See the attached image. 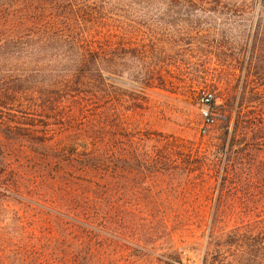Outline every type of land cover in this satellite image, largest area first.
<instances>
[{
	"label": "rangeland",
	"instance_id": "obj_1",
	"mask_svg": "<svg viewBox=\"0 0 264 264\" xmlns=\"http://www.w3.org/2000/svg\"><path fill=\"white\" fill-rule=\"evenodd\" d=\"M261 1L46 0L44 9L35 0H13L7 15L5 0H0V97H8L0 98L6 108L0 111L11 112L9 119L23 117L42 131L51 130L52 147L66 146L46 157L35 151L33 141L39 136L19 130L6 136L0 130L3 171H72L79 176L83 142L106 139L113 146L115 168L125 158L130 165L127 171H113L117 213L112 232L130 248L124 252L111 247L113 257H104L102 264H204L206 247L213 246L207 229L212 217L223 220L225 239L252 237L246 249L253 254L254 241L264 232V187L259 180L264 171V45L254 42ZM24 3L48 15L55 35L51 48L31 51L32 57H22L14 43L22 18L30 14ZM74 37L90 42L94 51L109 46L114 62L112 73H103L108 78L103 84L95 72L85 78L75 70L80 52ZM210 94L215 122L203 134L201 99ZM38 97L49 104V118L33 110ZM122 126L127 137L120 132ZM71 144L76 146L72 153ZM197 158L202 168L192 171ZM152 159L158 163H149ZM143 160L145 170L139 171ZM164 160L172 168L159 170ZM222 171L239 172L219 201ZM243 171H254V179L244 180ZM79 183L72 180L65 190L77 202ZM50 204L51 211L59 207ZM23 207L14 201L0 206L13 249L20 248L16 234L35 227L63 239L54 211L51 217L34 215L24 231L17 221L24 216ZM66 212L70 218L77 214ZM138 230L155 233L142 244V253L136 252L140 238L120 235ZM225 245L219 253L214 246L208 264L223 258L224 264H235L232 252L243 257V244Z\"/></svg>",
	"mask_w": 264,
	"mask_h": 264
},
{
	"label": "trees",
	"instance_id": "obj_2",
	"mask_svg": "<svg viewBox=\"0 0 264 264\" xmlns=\"http://www.w3.org/2000/svg\"><path fill=\"white\" fill-rule=\"evenodd\" d=\"M35 1H37L36 3L40 2V4H44L45 9L46 0ZM22 2L23 1H19L20 4ZM12 3L13 0H5V14L10 15V13H7V10L9 11V7ZM261 5L263 12L261 11L259 14L260 17L257 21L254 42L255 45H258L259 43L263 46L264 0L261 1ZM24 6L28 7L25 3ZM36 6L37 5H35V7ZM35 7H28L30 14L26 15L27 17L22 18V28L18 29L15 33L17 36L14 43L18 50L16 52H20L23 55L22 57L27 55L32 57L31 51L39 53V51L48 50L51 48V44L55 40V35H53L51 31V22L50 19H48V15L38 14ZM28 21L30 25H28ZM72 41L77 44V48L80 52L78 59L79 68L75 70L83 71L85 78L89 77L88 72H95L96 81H99L101 84L107 81L108 78L103 76V73H112L110 70L114 62L111 61L109 46L101 47L94 51L90 42L87 40H81L74 37L72 38ZM92 67L94 68L93 71L91 69ZM80 77L83 78L81 73ZM23 81V78L19 80L20 83H23ZM16 92L18 91H15L14 89V94ZM0 98L8 100V97L7 95L5 96V94ZM36 102L37 104L33 106V110L35 112L43 113L44 115H42V117L49 118L48 116L51 115L49 104L42 103L40 97L37 98ZM59 102L61 103V101L57 100V103ZM213 103L214 101H212L211 106ZM1 108L6 110L4 106ZM0 113L1 115L6 114L0 117V130H3V132L6 133V136L14 134L13 131L15 130L24 131L32 136H39L33 141L35 142L33 143L35 151L43 152L46 157L47 153L49 155V153L53 151L57 152L65 150L66 146L57 149L56 147H52V143H49L52 141L51 130L44 129L45 131H42V129H39L40 127L38 124L26 123V119L23 117H20V119L16 118V120L9 119L7 116H11V112L7 114L0 111ZM243 123L250 122L243 118ZM28 126L32 127L31 131L27 130L29 129ZM47 126H49L48 123L44 128H47ZM124 128L125 127L122 126L120 132L123 130L125 132L124 136L127 137L128 134H126ZM227 129L230 130V120L228 119ZM40 135H43V137ZM105 140L106 139L95 137L83 142L84 145L82 146L81 151L83 171H81V175L79 176L74 175L72 171H3L2 167H4V163L0 158V206L5 204V201H8L9 203L14 201L17 205L24 206V213L22 212L24 216H18L17 218L18 224H20V227L24 231V224L29 223V220L34 218V215L44 216L47 214L51 217L53 211L58 213V217L54 221L55 226H58L63 230V239L58 241L51 235L49 236L48 234L41 233L36 227L29 231L26 229L25 232L16 234L20 241V248L13 249L14 247L10 245L12 241L8 239V237H5V234L10 233H4V230L7 232V228L3 227L0 220V264H102L104 262V257H113V252L110 250L111 247H115L117 250L124 252L130 248L123 243L125 241H118L112 235V232L116 231L115 214L117 213V204L114 201L115 177L113 171H127L128 167L130 168V165L125 158L121 160L123 166L120 169L115 168L116 165L113 161V146L110 145L111 141ZM101 143L103 144L100 145ZM70 147L73 148L72 150L70 149L72 153L76 146L71 144ZM187 151L191 153L190 149ZM198 159L199 158L196 159L194 166L191 165L190 170L194 171L202 168V164ZM203 159L205 158L203 157ZM149 163L156 165L158 161L152 159ZM146 164L147 162L143 160L140 165L142 170L139 169V171L145 170ZM167 165L169 168H172L170 167L171 164H168V160L161 161L157 166H160L159 170H162V166ZM177 166H179V164L175 165V167ZM238 172L239 171H222L224 174V182L219 188V201L222 200V196L224 195V191L227 184L230 182L231 177L238 174ZM253 173L254 171H243V175L245 176L244 180H253ZM260 173L261 179L259 180H261L264 187V171H260ZM72 180L80 181L78 184L80 191V199L78 202L76 201L74 193H72L70 197V195L65 192L67 189L66 184H72ZM62 197H64V199H62ZM48 203H51L52 206L57 204L59 207L51 211V206H49ZM67 209H69L71 213H77L73 215L74 218H70L71 215L66 212ZM16 212L20 214V208H17ZM207 224V229L209 231L208 243L213 246L206 247L203 261L204 264L209 263L208 258L212 254L214 246L219 249V253L222 248L225 249V244L230 246L237 244L239 247H241L240 244H243V257L242 254L237 255L231 251V260L233 259L235 264H264L263 231L261 236H258L254 241L256 244V251L253 254H250V251L248 252L246 248L248 245H252V241H250L252 237H249L246 240L237 239L235 241H229L231 240L230 238L233 237L227 236L225 239L224 235L221 236V234H223L221 231L223 230L222 219L212 217ZM127 232L129 231H124L120 233V235H122L123 238H131L133 240L136 238L141 239V245H138V248L136 249L137 253H142L144 251L142 244L144 245L146 242H149L152 235L155 234L154 232H151V234L147 232L145 233L143 230H138L136 234H128ZM65 233L66 236L64 235ZM11 237L15 238L14 235ZM244 237L245 236H243V238ZM235 238L240 237L235 235ZM213 242H215V245ZM56 243H58V247H56ZM246 252L249 254L248 256H251L248 260L245 258V255H247ZM224 261L225 259L223 258L219 264H224Z\"/></svg>",
	"mask_w": 264,
	"mask_h": 264
},
{
	"label": "built area",
	"instance_id": "obj_3",
	"mask_svg": "<svg viewBox=\"0 0 264 264\" xmlns=\"http://www.w3.org/2000/svg\"><path fill=\"white\" fill-rule=\"evenodd\" d=\"M212 101H213V95L211 94L205 95L201 99V103L205 107L202 109L203 120H204V128L202 130L203 134H206L207 129L211 127L212 125H214V122H215L213 113L211 112V109H210Z\"/></svg>",
	"mask_w": 264,
	"mask_h": 264
}]
</instances>
